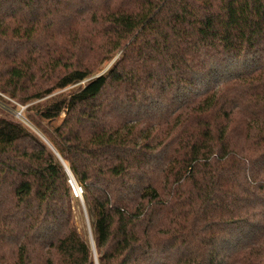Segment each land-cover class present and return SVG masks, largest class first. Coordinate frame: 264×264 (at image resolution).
Listing matches in <instances>:
<instances>
[{
    "label": "trees",
    "instance_id": "obj_1",
    "mask_svg": "<svg viewBox=\"0 0 264 264\" xmlns=\"http://www.w3.org/2000/svg\"><path fill=\"white\" fill-rule=\"evenodd\" d=\"M43 1L0 0L1 90L24 106L51 95L26 87L36 72L19 65L37 63L9 48L59 4L93 31L75 32L79 56L51 61L70 66L55 87L89 81L26 110L57 154L0 115V264H96L94 248L98 264H264V0H133L142 14L125 0ZM94 33L111 45L102 63L120 52L97 78L104 67L83 59ZM82 203L94 248L74 224Z\"/></svg>",
    "mask_w": 264,
    "mask_h": 264
},
{
    "label": "rangeland",
    "instance_id": "obj_2",
    "mask_svg": "<svg viewBox=\"0 0 264 264\" xmlns=\"http://www.w3.org/2000/svg\"><path fill=\"white\" fill-rule=\"evenodd\" d=\"M127 4V6L136 12H139L142 14L144 7H139L135 4V1L133 0H125L123 1ZM43 7H48L54 5V2L49 0V1H43ZM59 10L60 14L59 17H49L46 18L42 21L43 23V29L39 32V34L32 40L24 43V44H18L17 42L12 41V45L10 46V53L13 52L16 55L17 60H22L24 63L28 64L32 61H36L37 65H19L20 67L27 69L28 66H32L34 71L36 72V77L32 79V76H30L29 79H27L26 82V87L31 91H37V90H44L48 89L51 90V95L44 98L43 100H38V101H32L29 103V105L24 106L18 103V101L10 96L8 93H4L1 90L0 87V115L6 119L18 121L25 126L29 127L34 133H36L42 141H44L46 144L47 142L45 141V137L42 134H39L32 123L25 118L26 117V110L28 107L37 105L40 103H43L46 100H49L51 98H54L56 96H59L63 94L64 96L69 95L71 92H73L74 89H80V86H85L86 83L89 81L83 82L81 85H75V86H70L67 87L64 90H59L56 89L55 84V75L60 67L66 66V65H60L56 69H54L55 65H51V61L57 57H59L63 51L68 52L70 55H78L77 52L83 53L84 51H79L77 48L78 42L75 37V32L79 31L82 33V35L90 39L91 36L89 35L88 32L93 31L92 26L89 23H84L85 19L84 17H81L79 20H77V24L71 25V11L68 10L67 7H63L62 4H59ZM79 5H77V8ZM40 9V7H39ZM8 23L14 24L15 20H7ZM14 25L11 26L13 28ZM94 46H93V51L88 55L84 56L83 59L88 61L89 63H94V65H90L92 69H104L99 72L96 77H100L106 73L109 72V70L112 68L114 62H116L120 56V52L115 53L112 55V60L109 62H104L102 63V59L105 57L106 51L111 47L107 43L108 39L107 36L104 33H94ZM79 56V55H78ZM198 61H208V60H203V58H198ZM108 63V65H107ZM105 64V65H102ZM150 65H153L150 63ZM207 65H212V64H207ZM238 65V64H237ZM7 67H13L15 65L8 63L6 65ZM4 65H0V86L4 84L5 81V74L3 70ZM69 67L70 66H66ZM5 69V68H4ZM7 69V68H6ZM39 69H47V71H51V79L46 83V79L42 78V75H40ZM9 70V69H7ZM50 73V72H49ZM31 75V74H30ZM94 78H91L94 79ZM212 83L211 80H207L204 84L203 87L206 90L208 88V84ZM126 93L121 92L119 96H125ZM184 96L187 95V92L183 93ZM62 119V118H61ZM60 119V120H61ZM113 128H118L119 125L117 123H112L109 124ZM234 127H236L235 124H233ZM156 162H159V157L156 156ZM73 194L74 196L80 200L83 201L82 197V191L78 185H76V189L73 188ZM84 208V210H83ZM74 214H75V219H74V224L76 228L78 229L79 233L82 235H90L89 230H90V221L88 217V213L86 210V207L84 203L81 204V206H78L76 209L74 208ZM93 248H94V241H93ZM95 248H94V254H95ZM179 254H183V251L180 253V248L178 247L175 251V255L178 256ZM195 259L199 261V256L194 255ZM253 257L257 258L260 260L262 263H264V254L261 253H256ZM181 259V258H180ZM95 260H97L96 264H98V259H97V253ZM192 264H197V262H193Z\"/></svg>",
    "mask_w": 264,
    "mask_h": 264
},
{
    "label": "water",
    "instance_id": "obj_3",
    "mask_svg": "<svg viewBox=\"0 0 264 264\" xmlns=\"http://www.w3.org/2000/svg\"><path fill=\"white\" fill-rule=\"evenodd\" d=\"M46 142H47V144L53 149V151L55 152V150H54V148L51 146V144L47 141V140H45ZM56 153V152H55ZM57 154V153H56ZM71 175V174H70ZM71 178H72V181H71V185H72V187L74 188V186H76V184H75V182H74V180H73V177H72V175H71ZM81 202H83L82 200H81ZM89 233H90V238H91V241H92V244H93V236H92V233H91V231L89 230ZM95 257H96V251H95ZM96 262H97V260H96Z\"/></svg>",
    "mask_w": 264,
    "mask_h": 264
},
{
    "label": "bare ground",
    "instance_id": "obj_4",
    "mask_svg": "<svg viewBox=\"0 0 264 264\" xmlns=\"http://www.w3.org/2000/svg\"><path fill=\"white\" fill-rule=\"evenodd\" d=\"M76 184V183H75ZM77 185V184H76ZM74 188L76 189V186H74Z\"/></svg>",
    "mask_w": 264,
    "mask_h": 264
},
{
    "label": "built area",
    "instance_id": "obj_5",
    "mask_svg": "<svg viewBox=\"0 0 264 264\" xmlns=\"http://www.w3.org/2000/svg\"><path fill=\"white\" fill-rule=\"evenodd\" d=\"M82 191V190H81Z\"/></svg>",
    "mask_w": 264,
    "mask_h": 264
}]
</instances>
